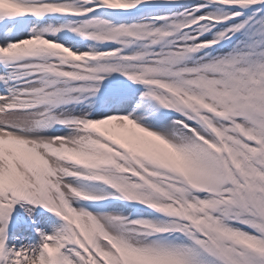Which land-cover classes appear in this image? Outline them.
Returning a JSON list of instances; mask_svg holds the SVG:
<instances>
[{
  "label": "snow or ice",
  "instance_id": "snow-or-ice-1",
  "mask_svg": "<svg viewBox=\"0 0 264 264\" xmlns=\"http://www.w3.org/2000/svg\"><path fill=\"white\" fill-rule=\"evenodd\" d=\"M0 264H264V0H0Z\"/></svg>",
  "mask_w": 264,
  "mask_h": 264
}]
</instances>
